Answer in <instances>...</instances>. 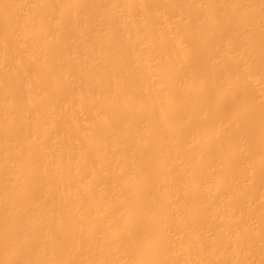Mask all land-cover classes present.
Returning a JSON list of instances; mask_svg holds the SVG:
<instances>
[{
    "label": "bare ground",
    "instance_id": "bare-ground-1",
    "mask_svg": "<svg viewBox=\"0 0 264 264\" xmlns=\"http://www.w3.org/2000/svg\"><path fill=\"white\" fill-rule=\"evenodd\" d=\"M0 264H264V0H0Z\"/></svg>",
    "mask_w": 264,
    "mask_h": 264
}]
</instances>
